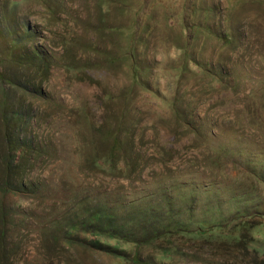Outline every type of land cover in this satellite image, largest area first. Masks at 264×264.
I'll return each instance as SVG.
<instances>
[{
  "label": "rangeland",
  "instance_id": "obj_1",
  "mask_svg": "<svg viewBox=\"0 0 264 264\" xmlns=\"http://www.w3.org/2000/svg\"><path fill=\"white\" fill-rule=\"evenodd\" d=\"M8 1L0 80L18 86L0 81V264L263 260L264 0H16L6 14ZM12 45L18 62L2 63ZM25 47L38 67L20 63ZM3 102L30 114L12 154ZM97 208L133 241L82 228ZM172 221L212 232L140 242Z\"/></svg>",
  "mask_w": 264,
  "mask_h": 264
},
{
  "label": "trees",
  "instance_id": "obj_2",
  "mask_svg": "<svg viewBox=\"0 0 264 264\" xmlns=\"http://www.w3.org/2000/svg\"><path fill=\"white\" fill-rule=\"evenodd\" d=\"M14 5H18V1L16 0H9L7 3V8L5 9V13L7 14L6 10L8 11L10 8L14 7ZM7 21V15H3V17H0V25L2 26V23L4 21ZM2 22V23H1ZM11 26V25H10ZM21 26H24V33L22 35H27L30 34L31 29H29L26 21L23 20V22L21 23ZM12 28V26H11ZM10 28L7 27L5 29V31L10 32ZM13 30V29H12ZM10 40L11 44H16L17 42H15L14 40ZM11 46L8 47L4 53L5 58L3 59V62H7V61H13V62H18V54L17 53V49L16 45L15 46ZM25 54L21 55L19 58H21L20 63H23L25 65H29L30 67H38V65H36V63L38 61H42L43 58L41 57L40 51L37 49V47H31V48H23L21 49ZM26 58V59H25ZM1 84H5V85H17V83H15V81L11 80V79H7V78H1ZM18 86V85H17ZM4 88V87H3ZM12 88V87H10ZM19 89L23 88V91L25 93L30 92L26 87H18ZM33 93H37L39 96L42 97L43 92L42 89L40 87H37V89H35V91H33ZM7 104L5 105V103H2V107H3V112H2V127H3V146L6 148L7 152H9L10 154L16 152V150L18 148H20V142H17V144L10 142L8 139V134L11 130L16 129L18 132V136H20L21 131H22V126L25 125V128L27 127V125L30 123V114L27 111H24L22 109L21 111H14L13 108L12 109H8ZM13 110V111H10ZM28 117V118H27ZM25 122V124H24ZM15 144V145H14ZM12 164V161L11 163ZM23 187V185H19V187ZM145 218V216L143 217V219ZM118 219V216L116 214H113L111 209H105L103 210L102 208H97V210H90L88 212L87 217H85V221L83 223H79V225H81V227L83 228L85 227H89L92 226L93 229V233L95 234V236H102L103 238H105V240L107 239H112V240H117V241H123V242H130L133 241L132 239H130L131 237H129L127 230L124 229V226L119 225L116 220ZM89 224V225H87ZM147 225V222L144 224V226ZM78 228V223L74 226H72L71 230H75ZM122 230V231H121ZM210 232H212V230L210 229H205V225L201 224L198 225L195 228H191V224L190 223H183L181 221H172L169 223H162V222H156L155 226L151 227V232L147 234V236L145 237V239L140 240V242H143L145 244H152V242H154V240L160 239H168L170 237H174V236H179L182 238V236H184L185 234H187L188 236H195V237H202L206 234H209ZM147 233V232H146ZM74 233L69 232L67 234V238H71L72 235ZM168 237V238H166ZM69 240V239H68ZM95 242H99V241H95ZM137 245H140L141 243L136 242ZM173 249H176V246L172 247ZM100 253L105 254L106 256H116L117 258H124V256H121L119 253L117 254V252H119L118 249L108 245L107 243H97V249ZM254 253L256 254L257 251L253 250ZM169 253H171V251H169L168 249L164 250L163 254L168 255ZM258 254V253H257ZM262 258L263 260H259L258 264H264V253L262 254ZM163 258V257H162ZM125 261H129L130 264H143V260H141V256L138 255H133L132 257H128L125 259ZM254 264H256L254 262Z\"/></svg>",
  "mask_w": 264,
  "mask_h": 264
}]
</instances>
